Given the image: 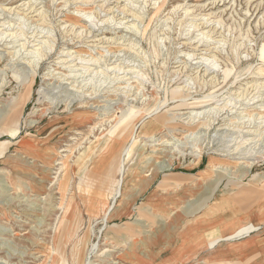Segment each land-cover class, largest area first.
Instances as JSON below:
<instances>
[{
	"label": "rangeland",
	"instance_id": "rangeland-1",
	"mask_svg": "<svg viewBox=\"0 0 264 264\" xmlns=\"http://www.w3.org/2000/svg\"><path fill=\"white\" fill-rule=\"evenodd\" d=\"M258 262L264 0H0V264Z\"/></svg>",
	"mask_w": 264,
	"mask_h": 264
},
{
	"label": "crops",
	"instance_id": "crops-1",
	"mask_svg": "<svg viewBox=\"0 0 264 264\" xmlns=\"http://www.w3.org/2000/svg\"><path fill=\"white\" fill-rule=\"evenodd\" d=\"M209 210V209H208ZM217 214V213H216ZM204 215L200 216L203 217ZM239 222V221H238ZM192 224H189L190 226L188 227L187 230L184 231L183 234V240L182 242L185 243L188 247V250H192L193 252H200L203 249H205L203 244H199V243H194L191 241V232L194 230H197V228L199 227L197 225V228L195 227V223L194 222H190ZM194 223V224H193ZM244 223V222H242ZM225 227V225H223ZM228 226H226L225 228H227ZM222 229V227L220 228V230ZM199 234H201V232H199ZM182 248V247H181ZM232 255L234 256L235 259H237L238 261L242 260H248L251 259L252 257L257 258V256L261 255L262 251L261 249L258 247L257 244H254L253 242H249L248 241H244V242H238L237 245H234L233 247L230 248ZM179 255L176 251H175V255L174 258H172V260H176L179 258ZM186 257V255L184 256ZM183 256H180V259L184 258ZM188 257V256H187ZM257 264H260V262H258Z\"/></svg>",
	"mask_w": 264,
	"mask_h": 264
},
{
	"label": "bare ground",
	"instance_id": "bare-ground-1",
	"mask_svg": "<svg viewBox=\"0 0 264 264\" xmlns=\"http://www.w3.org/2000/svg\"><path fill=\"white\" fill-rule=\"evenodd\" d=\"M198 116V115H197ZM119 139L117 138V139H109V141H108V143H107V146H106V148H108L109 149V152H108V154L107 155H109V157H111V156H113L112 154H113V152L115 151V147L116 146H118L119 145ZM104 146V145H103ZM107 155H104L105 156V158H106V156ZM113 158V157H112ZM99 159H101V162H104L105 160L103 159V158H99ZM90 161V160H89ZM99 168V167H98ZM95 194V193H94ZM99 194H100V192H99ZM102 194V193H101ZM93 195V194H92ZM97 196H98V194H96ZM100 196V195H99ZM101 197V196H100ZM103 198H105L104 196H102ZM218 200H216L215 201V205H212V209L211 210H213V212L214 213H218V211H220V210H222V201H220V202H217ZM156 203H158V204H156ZM156 203H152L151 204V208H153V211H155V212H157V211H162V209H163V207H162V203H160V202H156ZM221 203V204H220ZM169 205V204H168ZM170 206V205H169ZM172 208H174V207H172ZM209 209V210H210ZM57 260V259H56Z\"/></svg>",
	"mask_w": 264,
	"mask_h": 264
}]
</instances>
